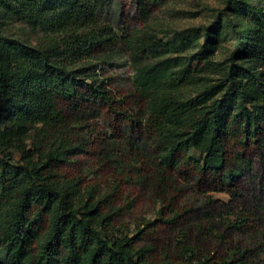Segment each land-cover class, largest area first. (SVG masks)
Masks as SVG:
<instances>
[{
    "label": "trees",
    "instance_id": "16d2710c",
    "mask_svg": "<svg viewBox=\"0 0 264 264\" xmlns=\"http://www.w3.org/2000/svg\"><path fill=\"white\" fill-rule=\"evenodd\" d=\"M162 1L139 0L145 19ZM225 2L224 25L164 43L151 26L121 36L107 19L116 0H0V264H264V5ZM120 42L135 65L131 93L87 74ZM97 150L119 169L105 189L66 167ZM129 183L160 203L132 234L119 224ZM191 185L240 200L225 236L244 231L248 246L224 256L189 239L194 206L181 186ZM175 227L179 252L158 251Z\"/></svg>",
    "mask_w": 264,
    "mask_h": 264
},
{
    "label": "rangeland",
    "instance_id": "374dc122",
    "mask_svg": "<svg viewBox=\"0 0 264 264\" xmlns=\"http://www.w3.org/2000/svg\"><path fill=\"white\" fill-rule=\"evenodd\" d=\"M254 2L264 5V0H254ZM225 3V0H163L147 20L141 12L139 0H116L115 9L110 17L108 14L107 19L121 36L130 31L145 30L146 26H151L149 31L156 34L158 40L166 43L171 37L188 33L187 31L193 28L209 27L215 21L224 25L226 21L223 15ZM9 30L33 44L40 38L24 22H14ZM232 42L230 38H224L223 45L218 51L219 59L226 57L231 50ZM127 48L125 43L120 42L116 53L92 61L89 65L91 70L87 74L110 81L126 93L133 92L136 79L135 65ZM132 105L136 109L145 107L144 103L136 101ZM98 122L102 128L108 130L109 122L106 117L98 119ZM107 153L100 155L98 150L81 152L66 167L84 176L91 186L98 184L101 189H105L119 173L117 164ZM16 156L18 158V155ZM137 185L134 183L127 185V195L132 203L131 207L126 204L119 218V224L125 225L122 228L123 233L132 234L134 228L144 220L158 217L157 208L160 203L154 200L155 189L147 184ZM181 187L184 200L194 206L193 213L185 221L189 239L199 241L202 245L224 256L228 254V251L234 250L233 247L237 241L242 245H249L248 241L251 240V236L244 231L228 230L225 236V231L229 229L228 220H232L240 211V200L225 193L207 192L192 185ZM124 200L122 199L121 202L125 204ZM210 208L214 209L217 219H208L204 215L203 210ZM182 232L184 231H181L179 227H175L160 233L155 241L157 250H167L170 254L176 255L179 252L178 246L179 241L182 240ZM222 235L223 237L220 238Z\"/></svg>",
    "mask_w": 264,
    "mask_h": 264
}]
</instances>
